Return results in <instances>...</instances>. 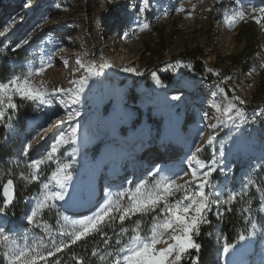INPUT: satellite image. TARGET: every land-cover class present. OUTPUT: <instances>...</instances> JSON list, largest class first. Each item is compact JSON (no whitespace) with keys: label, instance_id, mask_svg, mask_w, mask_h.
I'll return each mask as SVG.
<instances>
[{"label":"rangeland","instance_id":"1","mask_svg":"<svg viewBox=\"0 0 264 264\" xmlns=\"http://www.w3.org/2000/svg\"><path fill=\"white\" fill-rule=\"evenodd\" d=\"M89 1L57 0L55 2H49L46 0H30L29 2V0H0V31H3L4 28L11 25L5 36L0 37V67L4 64V71L8 67L14 74H22L27 73L29 70H34L42 62L47 64L51 60V66L46 69L45 73L34 76L32 79L36 82L43 81V86L46 88H49V86L55 88L50 78V72L52 70L56 71V68H60L57 57L61 58L66 69L73 68L75 62L73 61L74 57L66 55L71 53L75 48V50L80 52L78 57L80 60L89 59L99 51L97 60L102 64L108 63L111 65V67H99L98 70L102 78H105V75L107 77L119 78L121 73H126L124 71L125 68H132V66L139 69L143 68L147 75L138 80L137 85H139L140 91H145L147 87L145 85L146 82L149 80L151 82L155 81V77L152 75L153 72L156 74L158 72L170 73L174 76V81L170 86L158 90V92L157 90L155 91V87H153V91L151 92L146 90L143 92V97L134 103L133 106L131 105L133 103H128L125 111V119L121 120L124 123L123 132L121 130L120 132L116 131L112 134V137H99L100 139L105 137L103 139L104 143H100V139H92L96 136L92 130L97 128L94 127L93 120L95 118L98 120L101 116L103 119L98 126L102 127L104 122L107 121V118H110V115L104 118L103 115L91 114L86 107H83L82 102L79 101L78 103L70 93L55 94L49 105L42 104L39 101L25 100L26 103L33 104L36 108V114L32 116V119L26 120V125L23 130L20 129L19 123L17 122L18 117L16 116V111H12V127L9 128L4 123L7 133L3 143V146L12 149V154L0 157V176H3V179L6 180L8 173L11 172L12 178L16 182L17 195L10 206L22 208V212L18 218L9 217L12 227L7 230L12 232L14 238L17 239V242L21 246L24 243L32 244L34 241L40 240L41 237H45L44 245L50 248L52 245L45 231V226L50 225L52 227V235L57 240L66 239V237L58 234V230L63 229L69 232L72 230V223L68 221L65 223L67 214L82 213L97 205L103 194L101 190L104 185H102L98 194L97 192L94 193V195H97L96 197H89L88 202H85L87 196H84V193L89 188L84 184L86 177H83L82 174L85 172V165L88 159L96 161L101 156L104 160H110L113 156L115 159L121 160L123 157L128 156L129 162L138 159L139 156H142L143 160L148 162L153 159H163L166 156L165 152L153 148L147 149L150 148L149 146L157 137L161 136L164 131L161 132L164 125L168 127L171 124H175V120L184 114L185 111H183V114L177 112L176 115H173L175 108H179L180 110L183 106L188 109H197L198 112H207V116L210 117L206 119L207 123H205V127H208L209 123H217L218 118H223L217 110V105L222 109L231 101L235 105L233 115L236 109H238V105L252 108L250 110L243 109V121L238 118L235 125H231L230 123L228 127H221L218 130L217 138L220 144L225 141L226 137L231 135V146H235L238 149L239 143L241 142L240 135L245 131V128L248 127L251 131L258 130V133L261 127V131L264 129V107L259 100L261 86H264V21L256 23L252 19H245L238 21L231 28L226 23L227 16L237 8L242 6L246 11H250L253 8H264V0H239V4L237 0H150L149 6L143 11H141L144 8L143 0H93L94 6L91 10L89 9ZM110 3H116V7L111 11L108 10ZM78 18H81V21ZM144 23H147L149 27L141 31L140 25ZM251 25L258 26L261 39L260 51L251 64H246L239 68L236 80L230 84L232 89L228 88L225 84L226 81L215 79L218 77V69L213 72L212 77L216 81V85H211L212 81L207 82L188 75L187 72L192 67V61L184 57L183 54L190 51L193 52L197 49L203 50L206 54L205 59L208 67L215 68L221 59L226 60L228 55L237 54L243 49L244 40L241 35L243 30ZM59 33L63 35L62 40H60L61 36L56 37ZM160 36L169 42L168 48L164 52L163 59H150L146 47L151 46V48H157L161 42ZM68 39H77L78 43L71 45L67 42ZM25 40H28L27 44L24 43ZM17 44L20 47H17ZM9 50H17L18 54H23L26 57L19 60L14 59L10 56ZM118 60L120 64L116 66L115 63ZM227 64L228 62L225 61V64L220 70L224 69ZM169 65H172V67H168ZM111 68H114L115 71H112ZM62 81L64 85L61 87L67 89L69 81L66 78L62 79ZM100 85L103 86L102 81ZM122 92L123 97L125 96L124 99L129 100L127 96L129 88L127 90L124 89ZM116 95L117 92H114L115 98L118 97L117 99L120 100L118 101H122L121 103L125 108L126 102ZM236 96L240 97L244 103L241 104L240 101L233 100V97ZM168 99L172 102V109L168 108L169 104L166 105L167 108L162 105L160 107L158 106L159 103L167 102ZM62 101H67L70 108L80 111V116L75 121L64 124L56 123L58 118L67 121L66 109ZM148 107H152L149 117L157 119L154 124L148 121ZM116 110L119 111L117 107ZM136 110H142L143 114L141 116L136 115L138 119L133 122L134 117H136ZM43 114L45 115L44 117ZM38 118L42 121L47 118L48 121L43 125H34V122ZM121 121L114 122L113 124H119ZM49 123L56 125V127L52 133L44 135L46 136L44 137L41 135L42 132L40 130L47 129L48 131L50 129L48 127ZM76 124L79 125L77 132V136H80L77 138L79 141H69V143L64 144L57 154L56 159L42 166L39 181L25 182L19 179V173L21 171L27 172L29 163L34 159L43 157L50 150L51 145L59 139L61 134H64L66 138L70 137L71 129ZM109 125L111 126V123ZM153 125L155 128H153ZM88 127L92 129L88 132L89 135L87 137ZM101 131H106V128H102L99 134L102 133ZM107 131H111V129ZM136 131L141 132L139 133L141 137L138 135L135 139L137 143L134 147H130L128 144L134 139L129 138ZM180 133L183 134L181 131ZM142 138L144 142H141ZM262 138V141L257 147H252L244 143L240 147L244 149V155L248 154L245 157L252 158L254 156L255 158L256 166L247 169L248 171L255 170L256 189L248 195L244 193L243 199H239L234 203L232 202L229 205L231 209H228L227 206L222 204L214 206L212 212L208 214H213V216L221 218L222 214L231 212L233 206L237 208L236 216L240 224L237 231V241L233 244L234 246L237 242H240L238 239L239 235L243 234L247 241L243 240L244 243H240L241 245L243 244V247L245 245L248 248V245L253 240L251 237L259 234L257 241L260 243L259 248H261V251L249 256L246 264H264V243L262 241L264 239V134ZM112 139L114 143L117 141L113 150L111 149L112 147H108V142ZM29 141H32L33 148L28 150V154L25 155V146ZM75 142H81V146L75 144ZM192 143L193 147L189 156L196 147L195 141ZM105 144L107 145L105 146ZM134 149L136 152H133ZM141 151L143 155H139ZM204 151L205 148L202 152ZM186 159L188 160V158ZM187 160L182 162L185 164L180 165V169L174 170L169 176H182L183 179L178 182L189 180L191 178L190 175L183 176L185 170H190ZM57 161L61 164L71 162V168L69 169L71 179L67 182V192L68 195L72 194L73 198L71 197V202H75L78 205L82 204V212H77L81 206H76L72 208L73 211L64 214L59 200H57L37 218L38 226L37 224L30 223L27 220V216L31 214L32 209L43 193V184L53 180L51 173L58 166ZM110 163H112V160ZM104 168L109 170V163H104L101 170H104ZM105 171L101 172V176H106ZM181 172L182 174H178ZM139 175L140 177H136L137 182L124 186L121 188V191L130 188L134 189L141 181L147 180L151 183L154 179H160L162 176L142 179L143 175L141 173ZM213 178L218 184L228 179L229 175L226 171L221 173L218 170L216 174H213ZM247 181H243L242 187ZM118 183L120 184V182ZM124 183L123 179L120 185H116L117 187H121ZM87 184L89 185L91 183ZM32 186H35L36 189L27 195L26 192ZM95 189L96 187L94 189L91 188V192ZM216 190L219 191L218 188ZM234 191L237 193L241 192L235 186ZM232 192L231 190L230 193ZM27 197L37 198V201L33 204L31 202L28 203L26 201L28 200ZM245 197L252 199V203L251 200H247ZM217 207L219 208V214H217ZM246 209L248 211H245ZM133 219L134 217L131 220H126L123 225L117 221V228L113 236H106L104 241H107V243L104 242V245H97L94 248L93 253L95 254L93 255L98 258L100 263L104 264L108 258H112L115 255V250L118 247L116 241L121 237L122 227L129 229V232L125 234V241L127 236L132 234L131 229L134 227ZM140 219H142V228L146 229L150 223V217ZM23 223H26L25 228L22 226ZM253 223L256 224L255 229L252 228ZM111 224L113 226V223ZM254 232L256 233L254 234ZM213 236L216 239L215 243L217 248L215 264H226L230 260L228 259L230 258V254L229 252L225 254L223 251L225 246L224 234L220 229L215 228L213 229ZM245 241L247 244H245ZM159 246L162 247V244ZM240 252L243 253L241 250ZM108 253H112V256H108ZM102 255L107 257L103 261L100 259ZM237 257L238 255L234 259ZM56 258L60 260V264H78L81 256L78 259L72 258L64 250ZM2 261L3 258L0 257V264H2Z\"/></svg>","mask_w":264,"mask_h":264},{"label":"snow or ice","instance_id":"2","mask_svg":"<svg viewBox=\"0 0 264 264\" xmlns=\"http://www.w3.org/2000/svg\"><path fill=\"white\" fill-rule=\"evenodd\" d=\"M149 2L150 0H143L144 8L141 11L149 6ZM237 3L239 4V0H237ZM245 19H252L256 23H261L264 21V8H253L246 11L241 6L227 16L226 23L231 28L238 21ZM10 27L11 25L0 31V37H4ZM148 27L147 23L140 25L141 31ZM24 43L27 44L28 40H25ZM17 47H20V45L17 44ZM77 62L80 67L85 68L89 73H93V69L96 67H111L108 63L97 66L94 61L85 65L79 58ZM50 66L51 60L47 64L42 62L39 67L29 70L27 73L13 74L7 79L0 80V122L6 123L9 128L12 127V111H15L19 106L16 103L17 97L21 100L39 101L42 104H51L52 97L57 93H74L76 97H79L83 87L87 84V76L74 82L76 84L74 88L60 87L51 90L43 86V81L36 82L32 79L34 76L45 73ZM168 67L171 68L172 65ZM124 71H134V69L125 68ZM93 74H98V72ZM152 75L156 77L155 72ZM157 82H159L158 78ZM233 100L240 101L241 104L244 103L238 96L233 97ZM62 103L66 109L67 121L58 118L56 123L64 124L75 121L80 116V111L70 108L67 101H62ZM216 107L223 118H218L217 123L208 125L213 133L205 142L207 147H212L217 143L218 130L221 127H228L230 123L235 125L238 118L241 121L244 120L243 109L238 108L234 115L232 114L235 105L231 101L222 109L219 105ZM205 117L207 118V113H205ZM52 126L49 123L48 127ZM78 127V124L72 127L70 137L66 138L64 134H61L43 157L34 159L29 163L27 172L21 171L19 173V179L25 182L39 181L42 166L55 160L64 144L78 138ZM43 131L46 132L47 129H43ZM201 139H203V133H201ZM32 148L33 143L29 141L25 146L24 154L27 155L28 150ZM224 149L225 145L221 143L219 155H214L210 160H204L200 157L203 146H196L187 160L190 172L183 173V176L190 175L189 180L178 182L183 177L174 175L154 179L151 183L147 180L141 181L134 189H125L119 192L114 199H108L92 215L72 222L70 232L63 229L58 230V234L66 237V239L57 240L52 235V227L50 225L45 226V231L52 245L50 248L44 245L45 237H41L40 240L34 241L32 244L24 243L21 246L11 231L0 227V257L3 258L2 264H60V260L56 257L59 253L69 249L71 245L85 241L95 234H103L106 237L107 233L103 232L105 225L117 221L123 225L126 220H131L133 217L138 218L134 221V227L131 229L132 234L128 235L125 241V234L129 232V229L121 228V237L116 241L118 247L110 264H182L190 250L199 251L201 248L194 237L199 236L203 225H210L208 214L212 212L213 207L222 204L229 205L233 201L243 199V193L253 183L252 180H248L243 185L241 192H232L227 195L226 199H220V192L216 190L218 185L213 178V174L218 170L221 173L225 171ZM57 165L51 173L53 180L43 184L44 191L31 214L27 216L30 223L39 226L37 218L40 214L45 209L50 208L55 201H63L68 196L67 182L71 179L69 171L71 162L61 164L57 161ZM159 172L160 169L157 168L149 175L156 176ZM50 185L52 186L50 187ZM16 190V182L12 178L11 172L8 173L6 180L3 179V176H0V196H2L0 214H6V210L16 198ZM216 210L219 214L218 207ZM143 217H150V223L146 229L141 226L142 219L140 218ZM67 220L68 218L65 217V223H67ZM252 228H256L255 223L252 224ZM245 238L243 234L238 237L240 241L245 240ZM161 244L164 246L160 247ZM233 247V244H225L224 253L227 254ZM107 255L112 256V253ZM106 258L104 255L100 256L102 261ZM78 264H84L83 258H80Z\"/></svg>","mask_w":264,"mask_h":264},{"label":"bare ground","instance_id":"3","mask_svg":"<svg viewBox=\"0 0 264 264\" xmlns=\"http://www.w3.org/2000/svg\"><path fill=\"white\" fill-rule=\"evenodd\" d=\"M93 6H94V1L90 0L89 1V9L90 10L93 9ZM78 20L81 21V18H78ZM59 36H61L60 40H62L63 35L61 33L56 35V37H59ZM67 42L70 43L71 45H75L78 43V40L77 39H68ZM98 53H99V51H97L93 57H91L89 59H82L81 61H83V63L85 65H87L89 62L94 61V62H96L97 66H99L102 63L97 60L98 59ZM79 54H80V52L78 50H75V48H74L71 53L66 55V56H73L74 57L73 61H75L74 67L69 68V69H66L61 58L57 57V59L59 60V63H60V68H56V71H53L51 69L52 71L50 70L51 71L50 72V75H51L50 78L53 81L55 88H60L62 85H64V82L62 81V79H64V78H66V80L69 81L67 88H74L76 86V84L74 82H77L82 77L87 76L88 77L87 84L83 87V91L81 92L79 97H76L74 95V93H70V94L74 96L75 100L78 101V103H79V101H81L83 104V107H86L88 110L92 111L95 108V106H98L101 102V89L99 88L98 85L101 82V80L103 82L107 76L105 75L104 76L105 78L101 77L100 71L98 70L99 67H96L93 69V73L98 72V74L89 73L85 68L80 67L79 63L77 62ZM119 64H120V61L118 60L115 63V65L119 66ZM111 70L115 71L114 68H111ZM64 71H65V73H64ZM52 88L53 87L49 86L48 89L51 90ZM142 92H143V90H141V93ZM157 92H158V90H157ZM170 94H173V93H170ZM116 96H118V95H116ZM117 98L118 97L115 98V96L113 98L114 103H115V107H114L112 113L110 114V118H107V121L104 122L102 127L98 126L96 129L92 130V132H94L96 134V137H98L97 139H100L99 136H97V133L100 132V130L102 128L105 127L106 130H109L112 128V125L114 122L121 121V120L125 119L124 118L125 117V111H126L128 106L126 104L125 108H124V105L121 103L122 101L119 102L120 100ZM161 103L162 104H160V103L158 104L159 107L161 105L166 106L167 104H169L168 108L169 109L173 108L172 102H170V99H168L167 102H161ZM82 104H81V106H82ZM116 107L119 109V111L116 110ZM166 108H167V106H166ZM169 109H167V110H169ZM183 111H185L184 114H183ZM177 112L182 113L183 115L178 117L175 120V124H171L168 127H165V125H164L162 130H161V132L164 130L162 132L161 136L157 137L155 139V141L152 142V144L150 143L151 144L149 146L150 148L147 149V150H149V149L153 148L155 150L165 152L166 156L163 157V159L162 158L161 159H153L150 162L143 160L142 156H139L138 159L131 161V162L128 161V158H129L128 156L123 157L121 160L115 159L114 156L110 160H104L102 156L99 157L98 160H96V161H94L92 159H88L86 161V165H85L86 166L85 172H84V174H82L83 177H86V180H85L86 183L84 182V184L87 186H90L91 188L94 189L96 187L95 180L101 176L102 171L107 170V168H104V170H101V168L104 166V163L105 164L109 163V166H110L109 170L110 171L109 170L105 171L106 176H104V177L106 178L105 181H108L106 183L107 185L110 183L113 185H112V187H111V185H108V187H111V188H108V191H107V187H105V186L102 187L101 191H103V192H101V193H103V194L101 195L99 202L97 203V205L93 206L90 210L86 209L88 211H85V212L81 211L82 213H78V214L69 213V214H67V217L70 218L71 221H74V220H80L86 216L92 215V213H94L102 205H104L108 199H112L113 194L115 193V186L114 185H116V184L118 185L119 184L118 182H120V184H121L123 182V179H124L125 183L121 187H124L126 185H130L134 178H136L137 176L140 177L139 173H141L143 175L142 179L146 178V177L147 178L153 177V176L149 175V173L155 171L157 168L160 169V172L156 176H161L163 174L169 176L170 173L173 172L174 170L180 169L181 168L180 165L185 164L182 162L186 161L187 160L186 158L189 157V153L193 147V143H192L193 141H195V146H203V149L206 148L205 142L207 141L208 137L210 135H212V133H213V130L211 128L205 127V123H207L206 119H209V117H210V116H207V118L205 117V113H207V112H204V111L198 112L197 109H194V108L188 109L187 107H183V106H182V108H180V110H179V108L178 109L175 108L173 115H176ZM247 114H249V113H247ZM47 121H48L47 118H45L44 121H42V120H40V118H38V120H36V122H34V125H43ZM110 123H111V126L109 125ZM115 124H117V123H115ZM209 124H212V123H209ZM231 125H233V124H231ZM55 127H56V125H53L46 132L40 130V132H42L41 135L44 136V135H47L49 133H52L54 131ZM203 128H206V129H203ZM242 130H244V129H242ZM180 131L183 132V134H181ZM139 133H141V132L136 131L129 138V139H134V140L131 141V143L128 144V146H130V147L135 146V144L137 143V141H135V139L137 138ZM201 133H203V139H201ZM44 137H46V136H44ZM240 137H241V142L239 143V149L236 148L235 146H231L232 145L231 144V139H232L231 135H229L228 137L225 138V141H227V142H225V141L221 142L225 145L224 167H225L226 173L229 175L228 179H225L224 182H219L217 184L218 185L217 188L220 192L221 200L226 199L227 195L230 194L231 190L233 192H235L234 186L241 190L243 188L242 184H243L244 180H252V182H253L248 188L249 191L245 192V193H247L246 195H248L249 193H253V191L256 189V179H255V175H254L255 170L248 171V169H247L249 167H255L256 166L255 158H254V156L252 158L245 157V156H248V154L244 155V153H243L244 149L240 148V147H242L243 143L251 145L252 147H257L260 144L261 138H259L260 135L258 133V130L257 131L256 130L251 131L248 127L245 128V131L243 133H241ZM175 140H178V141H175ZM116 142L117 141H115V143H114L113 139L110 140L108 142V145H109L108 147H112L111 149L113 150L115 147L114 145L117 144ZM141 142H144L143 138H142ZM219 147H220V143L218 142V138H217V143L212 147H208L209 148L208 152H207L208 155H206L205 157L200 156L201 159L210 160L214 155L218 156L219 155ZM129 150H131V149H129ZM133 152H136V150L134 149ZM140 153H142V151L139 152V155H143V153L142 154H140ZM161 157H162V155H161ZM184 157H186V158H184ZM111 160H112V163H110ZM152 161H154V162H152ZM185 172H190V170L189 171L185 170ZM216 173H214V174H216ZM85 174H87V175L85 176ZM178 174H182V172L178 173ZM88 181H90V182H88ZM87 183H91V184L88 185ZM71 197H72V194L66 196L65 200L61 201L68 208V210L66 212L69 211V208L72 209V208L76 207V205L71 202ZM92 197H94V193L90 195V198H92ZM36 199L37 198H33V197L30 198L31 204L35 203V201H37ZM234 202L235 201H233V203ZM59 203H60V201H59ZM229 205H225V206H227L228 209H231V207ZM74 212H76V211H74ZM0 218H1V215H0ZM210 222H211V220H210ZM242 243H244V242H242ZM163 246L164 245L162 244V247ZM242 247H243V244L241 245L240 242H237V244L232 249H230V251H229L230 257H231V254H235V253H239L240 256L243 255V253L240 252ZM229 262H232V264H234L233 263L234 261H229ZM229 262L228 263L226 262V264H229ZM238 263H240V262H238Z\"/></svg>","mask_w":264,"mask_h":264},{"label":"trees","instance_id":"4","mask_svg":"<svg viewBox=\"0 0 264 264\" xmlns=\"http://www.w3.org/2000/svg\"><path fill=\"white\" fill-rule=\"evenodd\" d=\"M49 2H55L57 0H46ZM116 7V3H110L108 5V10L111 11ZM242 39L244 40L243 49L237 54H230L227 56L226 60L221 59L215 66V68L208 67L206 63V54L203 50L197 49L195 51L186 52L183 54L184 57L192 61V67L188 70V75L193 78L202 79L207 82H211V85H216V81L213 77V72L218 69V77L215 78L219 81H226L225 84L229 89H232L230 84L234 83L238 76L239 68L246 64H251L260 51L261 39L259 36L258 26H249L246 27L242 32ZM161 42L159 43L157 48H151V46L146 47V51L150 57V59L158 60L163 59L164 52L168 48L169 42L161 37ZM10 56L14 59H24L26 56L23 54H18L17 50H9ZM225 61L228 62L227 66L220 70L222 66L225 64ZM134 71H126V73H121L119 78L115 77H106L103 81V93L105 98V108L103 115H106L109 109L112 106L114 92H117V95L132 106L134 103L138 102L143 97V92L146 90L151 92L152 87H155V90H161L173 83L174 76L170 73L158 72L155 77V81L151 82L149 80L146 82V89L141 93L139 90L138 80L142 79L143 76H146L145 70L135 68L132 66ZM211 69V71H209ZM145 73V74H144ZM14 72L10 68H6L4 71V64L0 67V80H4L13 75ZM157 78L159 82H157ZM210 78H212L210 80ZM129 88V93L127 94L128 99H124L123 90H127ZM157 88V89H156ZM151 95V93H150ZM126 96V97H127ZM229 99H231L229 97ZM260 102L264 107V86H261L260 90ZM16 103L19 105L16 111V116L18 117L17 122L19 123V127L21 130L25 128L26 120L36 114V108L33 104L26 103L25 100H21L19 97L16 98ZM152 107H148V121L154 124L156 122V118H150V111ZM155 108V107H153ZM239 109H252L249 107H245L239 105ZM143 114L142 110H136L135 116H141ZM147 115V114H146ZM138 116L134 117L133 122L137 121ZM140 119V118H139ZM156 125V124H155ZM135 128V127H134ZM133 128V129H134ZM153 128L154 125H153ZM124 129V127H123ZM132 131V130H131ZM130 131V132H131ZM123 132V130H122ZM6 125L3 122H0V157L8 156L12 154V149L9 147L3 146L5 137H6ZM208 147L206 146L205 151L200 154V156L208 155ZM1 168V164H0ZM35 186H32L26 194H31ZM0 203H2V196H0ZM22 208H14V206H9L6 210V214L18 218L21 214ZM237 208H234L231 212H227L226 214H222L221 218L215 217L212 215H208V219L211 220L209 226H202L199 236L195 239L201 245L199 251L192 250L189 254L186 255L185 259L182 261V264H215V257L217 255L216 248V239L213 236V229L218 228L224 234V241L226 244H234L237 241L238 229L240 221L237 218ZM138 217H134V222ZM131 223V222H130ZM115 224V225H114ZM116 223L105 225L103 228V232L107 233V236H113L114 231L116 230ZM116 239V238H114ZM105 236L103 234H95L90 236L85 241L78 242L75 245H71L69 249H66L67 255H70L72 258L78 259L79 256L83 258L84 263L87 264H102L99 262L98 258L93 255V250L97 245H104ZM117 240V239H116ZM198 257V259H196ZM112 258H108L104 264H110Z\"/></svg>","mask_w":264,"mask_h":264},{"label":"built area","instance_id":"5","mask_svg":"<svg viewBox=\"0 0 264 264\" xmlns=\"http://www.w3.org/2000/svg\"><path fill=\"white\" fill-rule=\"evenodd\" d=\"M151 91H153V87H152V90ZM237 107H239V105L237 106ZM248 126V125H247ZM247 200H251V203H252V199H249V197H245ZM239 200V199H238ZM237 200V201H238ZM231 211V210H230ZM206 226H209V225H206Z\"/></svg>","mask_w":264,"mask_h":264},{"label":"water","instance_id":"6","mask_svg":"<svg viewBox=\"0 0 264 264\" xmlns=\"http://www.w3.org/2000/svg\"><path fill=\"white\" fill-rule=\"evenodd\" d=\"M16 195H17V191H16ZM14 202V201H13Z\"/></svg>","mask_w":264,"mask_h":264}]
</instances>
